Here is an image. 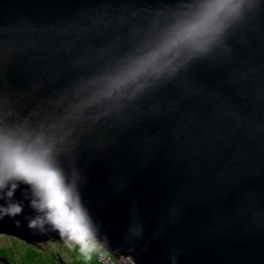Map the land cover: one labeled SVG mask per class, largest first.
<instances>
[{
    "label": "water",
    "instance_id": "1",
    "mask_svg": "<svg viewBox=\"0 0 264 264\" xmlns=\"http://www.w3.org/2000/svg\"><path fill=\"white\" fill-rule=\"evenodd\" d=\"M201 0H0V120L43 132L96 240L125 264H264V0L136 92L95 82ZM3 194L0 193V196ZM27 186L0 234L61 243ZM60 264H64L58 259Z\"/></svg>",
    "mask_w": 264,
    "mask_h": 264
},
{
    "label": "clouds",
    "instance_id": "2",
    "mask_svg": "<svg viewBox=\"0 0 264 264\" xmlns=\"http://www.w3.org/2000/svg\"><path fill=\"white\" fill-rule=\"evenodd\" d=\"M240 3L201 0L194 10L162 30L150 46L95 82L92 101L103 102L126 92L134 94L149 80L174 73L181 58L187 60L207 52L238 12ZM20 185L27 186L31 207L42 214L30 221V228L50 224L62 242L77 253V264H118L116 259L122 256L109 255L112 260L104 257L107 254L94 236L74 186L67 182L56 161L54 142L43 132L0 120V198L11 200ZM21 211V205L12 202L0 207V216H15ZM48 243L41 245L46 247Z\"/></svg>",
    "mask_w": 264,
    "mask_h": 264
},
{
    "label": "rangeland",
    "instance_id": "3",
    "mask_svg": "<svg viewBox=\"0 0 264 264\" xmlns=\"http://www.w3.org/2000/svg\"><path fill=\"white\" fill-rule=\"evenodd\" d=\"M101 250L107 254L104 257H110L102 248ZM58 259L65 264H77V253L70 250L65 242H49L43 247L41 244L31 245L0 234V264H59Z\"/></svg>",
    "mask_w": 264,
    "mask_h": 264
},
{
    "label": "built area",
    "instance_id": "4",
    "mask_svg": "<svg viewBox=\"0 0 264 264\" xmlns=\"http://www.w3.org/2000/svg\"><path fill=\"white\" fill-rule=\"evenodd\" d=\"M125 261H127V260H126V258H124V257H119L118 259H116V262H117L118 264H122V263L125 262Z\"/></svg>",
    "mask_w": 264,
    "mask_h": 264
},
{
    "label": "trees",
    "instance_id": "5",
    "mask_svg": "<svg viewBox=\"0 0 264 264\" xmlns=\"http://www.w3.org/2000/svg\"><path fill=\"white\" fill-rule=\"evenodd\" d=\"M59 263V262H58ZM60 264V263H59Z\"/></svg>",
    "mask_w": 264,
    "mask_h": 264
}]
</instances>
